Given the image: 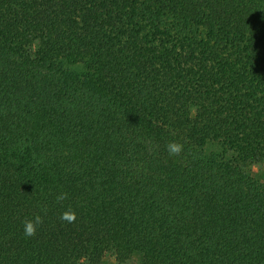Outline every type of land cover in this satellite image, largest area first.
I'll use <instances>...</instances> for the list:
<instances>
[{
    "label": "trees",
    "instance_id": "16d2710c",
    "mask_svg": "<svg viewBox=\"0 0 264 264\" xmlns=\"http://www.w3.org/2000/svg\"><path fill=\"white\" fill-rule=\"evenodd\" d=\"M259 162L264 0H0V264H264Z\"/></svg>",
    "mask_w": 264,
    "mask_h": 264
},
{
    "label": "clouds",
    "instance_id": "9594fccd",
    "mask_svg": "<svg viewBox=\"0 0 264 264\" xmlns=\"http://www.w3.org/2000/svg\"><path fill=\"white\" fill-rule=\"evenodd\" d=\"M166 150L169 156H179L183 151V145L178 141H169L166 145ZM68 199L67 192H60L56 195L57 203L63 202L64 200ZM44 213L46 214L47 209H43ZM77 219V213L74 209L69 206L65 211H63L60 215V220L63 223H74ZM44 223V217L41 214H36L32 218H25L23 221L24 225V235L26 237H33L36 235L37 229L40 225Z\"/></svg>",
    "mask_w": 264,
    "mask_h": 264
},
{
    "label": "rangeland",
    "instance_id": "374dc122",
    "mask_svg": "<svg viewBox=\"0 0 264 264\" xmlns=\"http://www.w3.org/2000/svg\"><path fill=\"white\" fill-rule=\"evenodd\" d=\"M210 147L216 149L220 148V146L216 143H211ZM251 172L253 176L264 182V162H259L252 165ZM139 260L140 255H136L133 262H138ZM103 264H117V262L113 257L107 256L105 257Z\"/></svg>",
    "mask_w": 264,
    "mask_h": 264
}]
</instances>
